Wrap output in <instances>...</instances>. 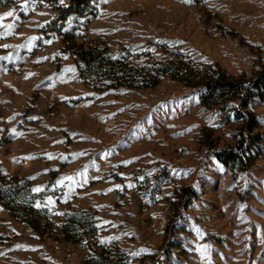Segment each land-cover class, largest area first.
Masks as SVG:
<instances>
[{"label":"rangeland","instance_id":"1","mask_svg":"<svg viewBox=\"0 0 264 264\" xmlns=\"http://www.w3.org/2000/svg\"><path fill=\"white\" fill-rule=\"evenodd\" d=\"M219 72L246 84L216 103ZM263 72L264 0H0V264H264Z\"/></svg>","mask_w":264,"mask_h":264},{"label":"trees","instance_id":"2","mask_svg":"<svg viewBox=\"0 0 264 264\" xmlns=\"http://www.w3.org/2000/svg\"><path fill=\"white\" fill-rule=\"evenodd\" d=\"M89 1V0H81ZM74 54L78 55L81 59V64L88 69L89 72H94L100 79H105L110 82L108 87L116 88L120 85L131 84L135 87L153 86L158 82L157 77L145 73L142 69L128 63L123 59H118L113 53H110L107 48L101 47H86L84 45H76ZM165 65V64H164ZM175 69L185 71L180 63L175 64ZM168 71H166L167 73ZM153 78L155 81H153ZM246 83L233 80L225 75L223 72H219L216 76H211L206 79V97L207 100H214L216 103H220L225 95L231 90L240 94ZM196 86V85H194ZM264 97V72L260 73L255 81V85ZM247 138L245 137L242 145L245 146ZM225 157L223 162L225 164H232L236 162L240 153L235 149H229L224 151ZM22 185L19 183L6 184V182L0 181V201L7 207L11 202H19L22 199ZM187 206V203L184 204ZM79 216V215H76ZM26 219V218H25ZM30 222V219H26ZM32 224V223H31ZM34 226V225H33ZM69 225L67 224L66 227ZM91 264H121L116 262L113 258L106 255L101 258H96L91 261Z\"/></svg>","mask_w":264,"mask_h":264},{"label":"snow or ice","instance_id":"3","mask_svg":"<svg viewBox=\"0 0 264 264\" xmlns=\"http://www.w3.org/2000/svg\"><path fill=\"white\" fill-rule=\"evenodd\" d=\"M8 16L12 15V12L7 13ZM36 191H39V189H36Z\"/></svg>","mask_w":264,"mask_h":264}]
</instances>
